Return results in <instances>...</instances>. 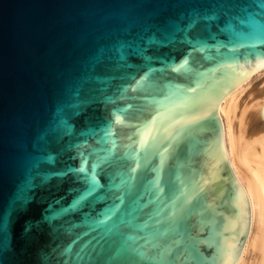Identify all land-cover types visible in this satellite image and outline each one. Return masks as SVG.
<instances>
[{"label":"water","instance_id":"1","mask_svg":"<svg viewBox=\"0 0 264 264\" xmlns=\"http://www.w3.org/2000/svg\"><path fill=\"white\" fill-rule=\"evenodd\" d=\"M262 58L264 0H0V264L227 263L215 105Z\"/></svg>","mask_w":264,"mask_h":264},{"label":"bare ground","instance_id":"2","mask_svg":"<svg viewBox=\"0 0 264 264\" xmlns=\"http://www.w3.org/2000/svg\"><path fill=\"white\" fill-rule=\"evenodd\" d=\"M239 65L249 78L216 102L224 158L208 176L227 161L244 208L238 243H229L228 261L222 264H264V58L258 65L252 59Z\"/></svg>","mask_w":264,"mask_h":264},{"label":"rangeland","instance_id":"3","mask_svg":"<svg viewBox=\"0 0 264 264\" xmlns=\"http://www.w3.org/2000/svg\"><path fill=\"white\" fill-rule=\"evenodd\" d=\"M243 96H244V94H243ZM228 165H229V163H228ZM229 169L232 171V169H231L230 165H229Z\"/></svg>","mask_w":264,"mask_h":264}]
</instances>
